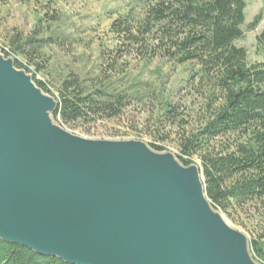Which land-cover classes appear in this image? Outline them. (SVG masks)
I'll return each mask as SVG.
<instances>
[{"label":"water","instance_id":"water-1","mask_svg":"<svg viewBox=\"0 0 264 264\" xmlns=\"http://www.w3.org/2000/svg\"><path fill=\"white\" fill-rule=\"evenodd\" d=\"M56 107L0 53V239L67 264H256L197 166L75 135Z\"/></svg>","mask_w":264,"mask_h":264},{"label":"rangeland","instance_id":"rangeland-1","mask_svg":"<svg viewBox=\"0 0 264 264\" xmlns=\"http://www.w3.org/2000/svg\"><path fill=\"white\" fill-rule=\"evenodd\" d=\"M244 1V36L236 45L247 50L248 63L262 62L264 45L257 36L264 30V0ZM146 8L147 0H0V53L4 56L2 49L13 53L17 41L38 43L32 54L17 55L27 67L19 70L46 82L51 93L45 94L56 102L59 83L70 74L89 86L100 79L103 69L106 84L129 89L130 103L121 114L68 125L54 119L52 112L53 122L87 139L136 140L152 151L153 143L162 145L163 151L157 153H169L179 162L182 141L212 115L222 93L197 62L173 64L152 46L150 33H140ZM121 21L132 28L135 38L113 26ZM10 55L4 57L14 61ZM192 165L200 171L199 156L192 157ZM211 206L246 236L254 262L264 264L251 249L254 240L264 243V204L251 202L229 213Z\"/></svg>","mask_w":264,"mask_h":264},{"label":"trees","instance_id":"trees-1","mask_svg":"<svg viewBox=\"0 0 264 264\" xmlns=\"http://www.w3.org/2000/svg\"><path fill=\"white\" fill-rule=\"evenodd\" d=\"M245 8L244 0H147L144 30L140 29L151 34L152 46L173 64L197 62L222 93L212 115L182 141L178 160L189 166L192 157L199 156L206 196L214 208L226 213L251 202L264 204V61L248 63L247 50L236 45L244 36ZM113 26L129 38L136 37L125 22ZM257 40L264 45V30ZM37 47L35 41H17L13 53L1 51L5 57L15 56L17 69H26L17 55L32 54ZM100 73V79L89 86L79 75L63 79L52 117L72 125L119 116L130 103L129 89H115L113 83L104 82L105 71ZM33 81L44 93H51L46 82L36 77ZM151 148L163 151L155 143ZM251 249L264 261V243L254 240ZM0 264L67 263L0 239Z\"/></svg>","mask_w":264,"mask_h":264}]
</instances>
